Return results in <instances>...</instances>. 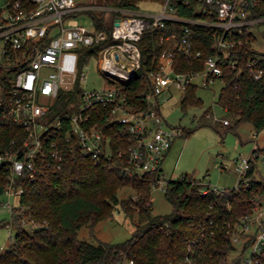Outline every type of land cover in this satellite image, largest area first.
I'll return each instance as SVG.
<instances>
[{
  "label": "built area",
  "instance_id": "obj_1",
  "mask_svg": "<svg viewBox=\"0 0 264 264\" xmlns=\"http://www.w3.org/2000/svg\"><path fill=\"white\" fill-rule=\"evenodd\" d=\"M184 1L189 3L190 0ZM202 1L216 5L215 20L179 16L170 0H165L156 13L88 4L84 0H0V122L21 128L24 133L18 147L0 151V172L7 180L0 193V205L11 214L15 205L11 199L17 200L23 192L18 181L34 180L47 170L59 171L66 152L76 151L95 161L106 157L115 164L109 137L97 124H92V116L100 115V107H106L107 120L121 123L127 134V149L116 151L118 156L126 155L122 173L127 178L139 179L161 168L166 153L179 135L177 127L171 126L163 114L162 93L172 85L183 92L196 76L201 77L204 86L217 79L223 81L221 52L243 44L245 34L256 37L254 47L262 52L260 59H264V29L253 30L264 23L263 12L253 14L260 0ZM88 9L121 15H109L106 19L109 30L97 28L93 22L89 26L65 23L68 16ZM201 11L213 12L211 8ZM168 21L210 26L216 53L207 58L202 70L176 71L173 68L176 50L182 51L186 58L200 56L199 51L191 50V28L186 25L181 39L163 50L156 68L149 73L150 89L143 93L145 106L134 108L126 101L123 89L137 76L141 65L138 41L147 28L164 26ZM103 41L107 43L97 54L88 56L85 50H80ZM92 60L103 77L102 86L86 85V72ZM252 75L254 79L262 77L264 67L253 68ZM63 94L72 98L68 105L57 108V100ZM72 108L77 109L75 113L70 112ZM58 109L62 113L51 118ZM222 121L228 123V119ZM11 142L15 144V139ZM250 158L252 156L235 159L244 185L250 179L245 176L251 165ZM152 187L165 190L163 176L156 179ZM209 188L220 193L226 190L207 185L203 192H208ZM3 195L7 196L6 200L2 199ZM21 222L27 229L34 227L32 222ZM209 224L214 226V221L210 220ZM7 226L12 229L10 221ZM225 228L234 246L228 259L240 256L237 264L258 263L264 249V199L255 202L251 213L227 223ZM112 264H134V261L120 256Z\"/></svg>",
  "mask_w": 264,
  "mask_h": 264
},
{
  "label": "trees",
  "instance_id": "obj_2",
  "mask_svg": "<svg viewBox=\"0 0 264 264\" xmlns=\"http://www.w3.org/2000/svg\"><path fill=\"white\" fill-rule=\"evenodd\" d=\"M94 1V0H93ZM142 0H95L96 4L111 7L138 9ZM163 4L165 0H154ZM176 14L188 18L215 20V4L202 0H170ZM213 12L204 14L203 9ZM97 28L110 29L105 14L121 15L119 12H105L88 9ZM264 13V0H260L253 14ZM191 28L190 42L192 52L200 56L186 58L182 51H175L173 68L178 72L204 69L208 57L216 53L213 47L215 38L210 26L168 21L164 26L147 28L138 46L141 52V65L137 76L123 89L126 101L134 108L145 106L143 93L150 89L149 73L156 68L163 50L180 40L184 27ZM173 33L176 37H170ZM245 42L232 49L221 52L223 85L217 102L226 110L232 120L227 124L222 118L211 121L207 109L202 116L203 123L213 126L220 134L235 131L239 124L248 121L255 134L264 130V75L254 79L252 69L264 67L262 54L254 47L256 37L245 34ZM107 41L93 46L82 47L88 56L97 54ZM82 60V59H81ZM252 62L251 66L248 63ZM198 85L190 82L182 92L180 101L183 107L200 105L196 95ZM72 95L63 94L58 106L65 107ZM57 107V108H60ZM55 107V108H56ZM59 110V109H58ZM100 115L92 116V124L102 130L110 139L113 159L103 157L95 161L80 153L66 152L59 171L47 170L36 179L24 178L18 181L23 192L18 197L10 214L13 236L8 247L0 250V264H112L118 257L133 259L134 264H237L240 256L228 259L234 246L225 232L227 223L251 213L255 202L264 199V182L253 176L255 164L250 158V168L245 176L249 182L244 185L239 179L237 187L226 188L220 193L196 182L190 174L178 179H168L162 168L148 172L139 179L127 178L121 171L126 155L118 156V149L126 150L128 137L123 125L107 120L106 107H100ZM62 112L52 114L56 117ZM218 125L224 129H218ZM189 133L190 130H185ZM185 133V134H186ZM24 138L21 128L10 123L0 122V151H12ZM15 139V144L12 140ZM260 148L254 149L256 153ZM255 156L254 158H257ZM163 176L166 181L164 194L172 204V210L165 214L152 212V183ZM6 177L0 172V193L4 189ZM122 186L134 189V196L119 199L117 191ZM120 203L128 216L136 215L131 236L124 241L97 243L78 237V230L88 225L93 231L95 225L113 215L115 205ZM25 220L34 224L33 229L25 228ZM210 220L214 226H210ZM9 221H0V226ZM214 231L212 234L211 231ZM259 262L264 264V249L259 254Z\"/></svg>",
  "mask_w": 264,
  "mask_h": 264
},
{
  "label": "rangeland",
  "instance_id": "obj_3",
  "mask_svg": "<svg viewBox=\"0 0 264 264\" xmlns=\"http://www.w3.org/2000/svg\"><path fill=\"white\" fill-rule=\"evenodd\" d=\"M88 4H96L95 0H84ZM162 9V3L154 0H142L138 3V11L144 13H156ZM108 20L109 14H105ZM92 17L86 12L75 13L66 18V24L92 25ZM264 29V23L253 28L254 31ZM87 87L102 86L104 84L102 75L97 71L94 60L90 61V68L86 72ZM198 85L196 95L201 99L200 105H181L180 97L182 90L172 85L170 90L161 95L163 114L171 126L177 127L179 135L174 139L172 147L167 154L162 169L166 181L168 179H178L183 174L192 175L196 182L232 188L238 184L240 179L236 170V161L241 156L249 157L255 164L254 176L257 180L264 182V147L261 146L259 137L254 135L253 125L244 121L239 124L235 131L229 130L220 134L216 128L208 124H202L203 113L207 109L211 121L216 119H228L224 109L217 102L218 95L223 85L220 79L215 80L208 86H204L200 76L192 79ZM172 106V108L170 107ZM77 109L72 108L70 112L75 113ZM218 129L224 128L218 125ZM185 130H190L186 133ZM186 133V134H185ZM260 148L257 158L252 151ZM263 152V153H262ZM224 168V169H223ZM134 189L129 186H122L117 191L118 198L126 199L134 196ZM152 212L154 214H165L172 210V204L166 199L164 190L160 187L151 188ZM3 200L7 196H2ZM16 204L15 198L11 199ZM9 221L10 213L0 205V221ZM137 221L136 215L128 216L120 203L115 205L113 215L99 221L93 231L88 225H83L78 230V237L97 243L105 241L117 243L126 240L131 236L134 223ZM13 230L10 226H0V248L8 247L12 241Z\"/></svg>",
  "mask_w": 264,
  "mask_h": 264
},
{
  "label": "crops",
  "instance_id": "obj_4",
  "mask_svg": "<svg viewBox=\"0 0 264 264\" xmlns=\"http://www.w3.org/2000/svg\"><path fill=\"white\" fill-rule=\"evenodd\" d=\"M224 111L226 112V110L224 109ZM256 136H258L259 137V140H260V142H261V146L262 147H264V130H262V131H260ZM172 147V146H171ZM259 148H261V147H259ZM171 149V148H170ZM170 149L168 150V152L166 153V155H165V157H164V159H163V161H162V164H161V168H162V165H163V162H164V160H165V158H166V156H167V154L169 153V151H170ZM224 169V168H223ZM163 170V169H162ZM164 173V172H163ZM254 173H255V169H254ZM254 173H253V176H254ZM255 177V176H254ZM256 179V178H255ZM261 181V180H260ZM202 184V183H201ZM204 187L205 186H207L206 184H202Z\"/></svg>",
  "mask_w": 264,
  "mask_h": 264
}]
</instances>
